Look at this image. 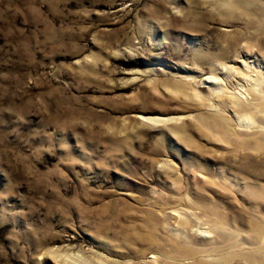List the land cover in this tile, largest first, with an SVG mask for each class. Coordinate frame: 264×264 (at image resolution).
<instances>
[{
    "label": "rangeland",
    "instance_id": "1",
    "mask_svg": "<svg viewBox=\"0 0 264 264\" xmlns=\"http://www.w3.org/2000/svg\"><path fill=\"white\" fill-rule=\"evenodd\" d=\"M0 264H264V0H0Z\"/></svg>",
    "mask_w": 264,
    "mask_h": 264
},
{
    "label": "bare ground",
    "instance_id": "2",
    "mask_svg": "<svg viewBox=\"0 0 264 264\" xmlns=\"http://www.w3.org/2000/svg\"><path fill=\"white\" fill-rule=\"evenodd\" d=\"M232 70H234V68H233V66L231 65V66H227L226 68H222V71H224V73L223 74H225V75H228V74H230V73H235V71L236 70H234V71H232ZM230 71H232V72H230ZM241 73H243L244 74V76L246 75V73L245 72H243V71H240ZM212 82H214V81H216L215 79H210Z\"/></svg>",
    "mask_w": 264,
    "mask_h": 264
}]
</instances>
